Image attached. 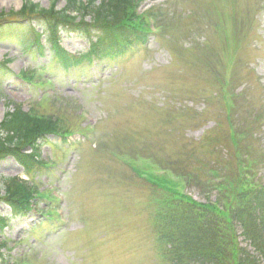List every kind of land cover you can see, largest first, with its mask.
Wrapping results in <instances>:
<instances>
[{"label":"rangeland","instance_id":"374dc122","mask_svg":"<svg viewBox=\"0 0 264 264\" xmlns=\"http://www.w3.org/2000/svg\"><path fill=\"white\" fill-rule=\"evenodd\" d=\"M28 1L49 9L56 0ZM23 4L0 0V123L21 106L72 136L37 142L51 170L26 172L0 155V264H168L157 215L168 192L156 179L202 202L239 170L264 184V0H148L160 30L146 47L118 64L68 68L46 37L43 50L32 45ZM60 47L84 56L90 43L65 33ZM13 177L58 192L59 204L40 203L68 225L36 207L16 216L5 201Z\"/></svg>","mask_w":264,"mask_h":264},{"label":"trees","instance_id":"16d2710c","mask_svg":"<svg viewBox=\"0 0 264 264\" xmlns=\"http://www.w3.org/2000/svg\"><path fill=\"white\" fill-rule=\"evenodd\" d=\"M56 1L49 9L26 1L18 14L53 38L66 31L95 40L92 53L107 63L134 56L154 34L149 19L153 13L141 10L147 0H66L61 10ZM59 55L67 59L63 51ZM231 133L236 134L232 128ZM59 134L56 119L15 108L0 125V155H15L28 165L39 157L37 142ZM27 146L34 154L21 156ZM256 174L239 170L236 181L219 184L216 201L206 202L157 180L168 192L157 204L158 241L168 264H264V184ZM11 185L7 200L17 211L26 209L33 200L32 187L14 181Z\"/></svg>","mask_w":264,"mask_h":264}]
</instances>
